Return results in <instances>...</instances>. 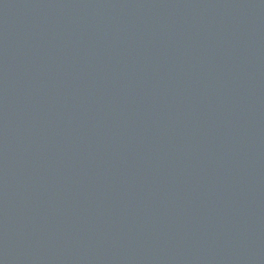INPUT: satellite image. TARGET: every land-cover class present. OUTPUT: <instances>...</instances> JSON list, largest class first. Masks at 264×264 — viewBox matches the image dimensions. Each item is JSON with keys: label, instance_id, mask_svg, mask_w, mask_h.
Returning a JSON list of instances; mask_svg holds the SVG:
<instances>
[{"label": "water", "instance_id": "water-1", "mask_svg": "<svg viewBox=\"0 0 264 264\" xmlns=\"http://www.w3.org/2000/svg\"><path fill=\"white\" fill-rule=\"evenodd\" d=\"M0 264H264V0H0Z\"/></svg>", "mask_w": 264, "mask_h": 264}]
</instances>
